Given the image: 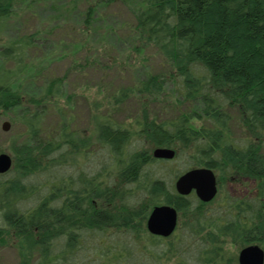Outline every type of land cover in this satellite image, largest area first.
I'll use <instances>...</instances> for the list:
<instances>
[{
  "label": "trees",
  "instance_id": "16d2710c",
  "mask_svg": "<svg viewBox=\"0 0 264 264\" xmlns=\"http://www.w3.org/2000/svg\"><path fill=\"white\" fill-rule=\"evenodd\" d=\"M18 3L0 0V27ZM64 3L66 13L82 12L79 38L103 24L104 36L150 66L140 79L103 95L104 116L97 114L100 104H90L93 132L81 137L71 111L76 93L67 89L72 67L57 76L45 65L52 53L40 50L43 31L22 33L0 48V60L11 66L0 70V108L17 111L11 125L21 127L9 146L11 168L0 175V248L10 241L20 247L18 264H137L135 252L142 250L182 264L185 239L162 253L164 239L145 228L152 208L168 205L178 214L174 233L198 246L197 264H217L226 240L264 250V0ZM147 52L160 59L155 68ZM21 79L38 81L41 94L25 98L15 86ZM102 87L99 82L100 95ZM164 95L167 103H155ZM56 100L66 107L49 106ZM51 113L56 119L45 127ZM151 148L175 156L156 160ZM196 168L216 177L209 204L174 190V181ZM244 182L251 184L244 195L226 191L227 184ZM223 197L225 209H211ZM122 234L128 239L110 238Z\"/></svg>",
  "mask_w": 264,
  "mask_h": 264
},
{
  "label": "rangeland",
  "instance_id": "374dc122",
  "mask_svg": "<svg viewBox=\"0 0 264 264\" xmlns=\"http://www.w3.org/2000/svg\"><path fill=\"white\" fill-rule=\"evenodd\" d=\"M66 1L69 2V0H18V6L15 7L10 19L0 27V48L22 33H31L38 30L43 31L44 34L39 37L40 40H42L40 50L44 55L52 53V55H48L49 58L47 59L49 60L45 65L48 66L49 63L48 67L51 68L57 76L62 75L67 69L72 67V75L70 74L71 77L67 80V89L73 90L74 93H76V99L78 101L71 109L75 119L73 126L81 137H88L91 136L93 132L90 116L95 111L91 105L93 106V103L100 104L101 108L97 109V114H99V116L101 114L104 116L107 110V101L104 97L115 92L118 88L130 85L140 79L145 69H148L150 65L146 67V65L140 63L139 60L141 58L137 59L133 55L130 56L128 50L126 51L127 45H124L120 41H116V39L104 36L103 24L95 25V27L90 30V34L83 33L79 38L77 33H80L83 29L82 12L71 10L70 13H66L64 11L67 5H64V2ZM110 22L118 24L120 20L119 18H112ZM48 32L49 34H47ZM64 36H68L66 40L63 38ZM59 37L63 38L62 40H64V42H60ZM70 39L74 41L73 45H71L72 48L67 44ZM147 54L148 55L145 57H147L148 61H151L153 68L160 64L159 58L150 54V52H147ZM128 57L130 58L129 60ZM92 61H95L96 65L92 66ZM2 68L9 70L11 66L4 64L0 60V70ZM14 79L17 80L18 77L14 75L12 80L14 81ZM26 80L27 79H24L22 81L21 79V81L15 83L21 95L27 98L36 97L41 94V90L43 89L42 84L38 81L33 82L31 79ZM99 82L104 86L102 87L101 95L97 91L99 89ZM171 88L170 85L167 86V90H165L166 94H169L168 92H170ZM168 100L169 96L164 95L163 98L156 99L155 103L161 105L162 103H167ZM49 106L55 109L66 107L64 106L63 100L53 101L49 103ZM124 107L127 112H131L130 114L136 109L134 103L130 100L125 102ZM16 115L17 111H6L4 108H0V154L4 153L11 159L12 153L9 151V146L11 143L16 142L19 136L18 132L21 128L19 124L11 125V120L15 119ZM122 118L123 116L121 115L117 116V122L121 123L123 120ZM55 119L54 113L48 114L45 118L44 126L47 127L49 123L53 124ZM3 122H8L10 124L8 132H3L1 129ZM131 129H133L132 126ZM151 150L152 148L150 151ZM243 184V186L227 184L225 188L226 191L232 192L237 196L244 195L245 189H248L251 184L245 182ZM218 201L219 199H216L215 202ZM215 207L216 205L214 204L211 209ZM180 232L181 231L177 230L173 234V237L164 239L159 249H161L163 253V250H166L167 247L174 248L179 241L185 239L181 244L183 247L179 248L180 251L178 252V254H180V252L183 254L182 264H197L195 259L198 246H191L192 242L182 237ZM117 234L118 233H116V235ZM116 235H112L110 238L116 237L124 241L128 239L125 235L123 237V234L121 236ZM8 244L9 245L0 248V264H18V249H20V247H17L13 241H10ZM19 244L25 246L23 243ZM146 244L148 245V243ZM142 245L144 246L145 242H143ZM257 246L262 248L260 245ZM148 248L150 250L151 246ZM222 250L223 257L216 261L217 264L225 262L228 258L232 259L230 264H237L238 253L241 249L226 240L225 243L222 244ZM142 253L141 255L135 252L136 259L139 261L137 264H178L176 259L169 262H162V259H157L155 256L152 257L149 253H146V251L142 250ZM157 254H161V252H157ZM156 261L159 263H156Z\"/></svg>",
  "mask_w": 264,
  "mask_h": 264
},
{
  "label": "water",
  "instance_id": "95a60500",
  "mask_svg": "<svg viewBox=\"0 0 264 264\" xmlns=\"http://www.w3.org/2000/svg\"><path fill=\"white\" fill-rule=\"evenodd\" d=\"M1 129L3 132H8L10 124L3 122ZM151 156L156 160L171 161L175 152L168 148H155ZM11 165L12 159L4 153L0 154V175L6 174ZM174 190L181 197L194 193L198 201L207 204L217 194L216 177L213 171L207 168L191 169L174 181ZM177 223L176 210L168 205H160L153 207L150 211L145 228L151 236L166 239L174 233ZM237 261L238 264H263L264 252L257 245H250L239 251Z\"/></svg>",
  "mask_w": 264,
  "mask_h": 264
},
{
  "label": "flooded vegetation",
  "instance_id": "af4514ba",
  "mask_svg": "<svg viewBox=\"0 0 264 264\" xmlns=\"http://www.w3.org/2000/svg\"><path fill=\"white\" fill-rule=\"evenodd\" d=\"M216 186H217V181H216ZM217 190H218V187H217ZM217 192H218V191H217ZM191 194H194V193H191ZM215 197H216V196H215ZM221 198H222V197H221ZM221 198H220V199H221ZM223 198H224V200H223L220 204L217 205V204L215 203L216 207H217V208H220L221 210L225 209V202H226V201H225V197H223ZM213 200H214V199H213ZM213 200H212V201H213ZM212 201H211V202H212ZM211 202H210V203H211ZM207 204H209V203H207ZM249 246H250V245H249ZM246 247H247V246H246ZM259 248H260V247H259ZM260 249H262V248H260ZM262 251L264 252L263 249H262ZM237 264H238V261H237ZM263 264H264V262H263Z\"/></svg>",
  "mask_w": 264,
  "mask_h": 264
}]
</instances>
